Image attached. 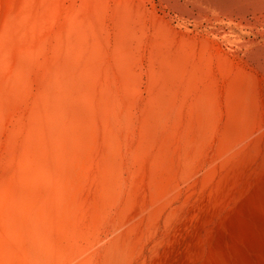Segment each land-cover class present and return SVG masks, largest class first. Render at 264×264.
<instances>
[{
  "label": "rangeland",
  "instance_id": "obj_1",
  "mask_svg": "<svg viewBox=\"0 0 264 264\" xmlns=\"http://www.w3.org/2000/svg\"><path fill=\"white\" fill-rule=\"evenodd\" d=\"M228 1L0 0V32L21 35L12 52L14 66L0 88V199L18 180L32 126L42 122L46 128L53 118L56 100L50 90L59 74L90 45L100 47L96 137L75 201V254L65 264H110L113 247L128 236L134 252L125 264H264V211L258 210L259 203L264 210V0ZM45 15L51 24L47 41L39 43ZM131 17L138 18L145 41L124 60L119 51L130 38ZM161 26L170 32L169 41L160 37ZM158 40L169 52L188 51L189 69L169 113L158 119L152 145L139 151L142 120L162 68L151 55ZM237 81L245 86L248 103L250 91L256 96L257 131L250 139L246 111L237 141L247 149L221 156L230 87ZM207 94L210 126L202 129L194 150L186 141L197 134V109ZM168 139V160L156 173ZM187 151L193 152L189 166ZM249 157L256 163L249 166ZM107 181L111 184L104 186ZM104 195L108 200L100 201Z\"/></svg>",
  "mask_w": 264,
  "mask_h": 264
},
{
  "label": "bare ground",
  "instance_id": "obj_2",
  "mask_svg": "<svg viewBox=\"0 0 264 264\" xmlns=\"http://www.w3.org/2000/svg\"><path fill=\"white\" fill-rule=\"evenodd\" d=\"M227 2L229 3L228 0ZM51 11L52 8L49 9V13ZM127 19L126 29L130 38L123 41L119 51V55L124 60L145 41V32L139 26L138 18ZM43 22L44 25L37 31L39 43L47 41L46 27L51 24L50 17L45 15ZM157 30L160 37L163 36L169 41L170 32L165 27L161 26ZM17 35L8 30L0 32V73L2 75H0V88L8 75V70L14 66L12 52L16 48V42L21 39V35ZM22 42L28 44V40L24 36ZM188 47L193 50L190 45ZM151 55L155 64H161L162 68L157 72L158 78L154 81L157 92L148 104L142 120L143 129L139 151L152 145L158 119L160 116H166L169 113L171 102L174 100V96L178 95L177 90L181 87L189 69L190 53L188 51L185 53L169 52L167 48L162 46L160 40L152 47ZM72 59L59 74L56 86L50 90L55 95L56 100L53 118L47 122L46 128L42 122L32 126L25 142L24 162L18 180L4 192L0 199L3 201L0 203V222H2L0 225V264H65L75 254V222L77 217L75 201H78L77 192L84 184V176L89 171V157L93 139L96 137L93 101L96 94L95 82L102 61L100 47L96 43L92 44L79 56L76 58L74 56ZM245 89V86L239 81L230 87V120L224 133L221 156L231 155L236 149L238 151L241 150L240 148L247 149V147L241 146L245 145L244 142L237 141L241 126L244 125L243 116L246 111L248 115L245 114V116L252 119L250 139L251 137L253 139L257 131L255 121L257 99L253 91H250V103H248ZM209 94L203 98L197 109V134L189 137L186 141L188 148L194 149L193 147L200 146L203 136L202 129L203 132L205 128L209 129L211 121V115L207 112L209 106L211 108ZM44 132L47 134L44 135ZM169 143L168 139L159 151L157 158L160 164H155L153 168L156 173L163 169L168 160ZM261 143V140L257 141L258 148H260ZM251 151H253L252 146ZM257 151L261 153V148L260 151ZM250 153L254 156L252 152ZM192 156L193 152L187 151L184 156L186 165L191 164ZM250 157L249 160L246 159L250 165L245 159L242 163L245 161L249 166L253 162L256 163L257 159L253 158V161ZM262 159L264 163V154ZM261 168L260 170H262ZM236 170L238 169L236 168ZM111 171L112 166L107 164L104 172L109 173ZM160 180L163 179L160 178ZM166 180L164 181L167 182L169 179ZM165 182H161V184L166 185ZM109 184H111L110 181H107L104 186ZM161 184L158 185L161 188L167 186L163 187ZM168 185L170 184L168 183ZM155 194L157 198V191ZM99 200L107 201L108 198L104 195ZM256 203L258 204L259 201ZM260 206L259 203V209H257H261L263 213V207L260 208ZM255 218L257 217H254L253 220ZM261 218L263 217L261 216ZM255 224L257 228L258 223ZM133 252L134 241L132 237L122 238L113 247L109 262L110 264H118ZM128 258L130 259V257ZM126 262L127 260L124 261V264Z\"/></svg>",
  "mask_w": 264,
  "mask_h": 264
}]
</instances>
